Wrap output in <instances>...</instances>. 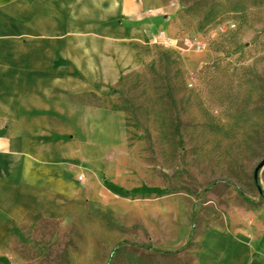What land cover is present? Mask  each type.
Masks as SVG:
<instances>
[{
  "label": "rangeland",
  "instance_id": "obj_1",
  "mask_svg": "<svg viewBox=\"0 0 264 264\" xmlns=\"http://www.w3.org/2000/svg\"><path fill=\"white\" fill-rule=\"evenodd\" d=\"M139 2L172 45L73 106L84 181L65 222L28 218L17 264H196L204 231L264 233V0Z\"/></svg>",
  "mask_w": 264,
  "mask_h": 264
},
{
  "label": "crops",
  "instance_id": "obj_2",
  "mask_svg": "<svg viewBox=\"0 0 264 264\" xmlns=\"http://www.w3.org/2000/svg\"><path fill=\"white\" fill-rule=\"evenodd\" d=\"M82 2L0 0V264L22 258L13 241L31 216L67 220L59 199L78 195L82 158H73L71 120L88 116L73 106L153 54L156 22L136 17L139 0H91L92 20ZM195 263L264 264V233L204 231Z\"/></svg>",
  "mask_w": 264,
  "mask_h": 264
},
{
  "label": "built area",
  "instance_id": "obj_3",
  "mask_svg": "<svg viewBox=\"0 0 264 264\" xmlns=\"http://www.w3.org/2000/svg\"><path fill=\"white\" fill-rule=\"evenodd\" d=\"M172 5H173V3H172ZM147 12H148V14H151V15H153L154 13H157V14L160 13L159 10H157V9H154V10L153 9H149ZM150 41L152 43L164 45V46H167V47L172 45V39L169 38L162 30L157 32V33H155V34H151ZM195 48H196L197 51H200V50H202L204 48V44L201 43V42H198L196 44ZM77 179L79 181H81V182L84 181L82 174H78Z\"/></svg>",
  "mask_w": 264,
  "mask_h": 264
},
{
  "label": "trees",
  "instance_id": "obj_4",
  "mask_svg": "<svg viewBox=\"0 0 264 264\" xmlns=\"http://www.w3.org/2000/svg\"><path fill=\"white\" fill-rule=\"evenodd\" d=\"M134 73L135 72L133 70V71H130V72L122 75L121 78L115 84H117V86L122 85ZM263 90H264V81H263ZM112 109L119 110V106L115 104V105L112 106ZM255 184L258 186V182H255ZM260 196L264 198V193L261 192L260 193Z\"/></svg>",
  "mask_w": 264,
  "mask_h": 264
},
{
  "label": "water",
  "instance_id": "obj_5",
  "mask_svg": "<svg viewBox=\"0 0 264 264\" xmlns=\"http://www.w3.org/2000/svg\"><path fill=\"white\" fill-rule=\"evenodd\" d=\"M263 166H264V157L261 158V160L257 163V165L254 168L253 178H254L255 182H258V175H259V172ZM258 190H259V193L262 192V189L260 188V186H258Z\"/></svg>",
  "mask_w": 264,
  "mask_h": 264
}]
</instances>
